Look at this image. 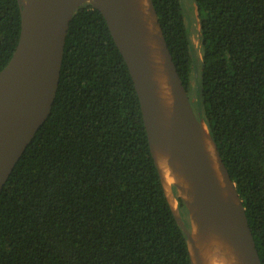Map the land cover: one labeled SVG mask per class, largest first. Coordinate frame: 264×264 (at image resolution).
<instances>
[{
    "label": "trees",
    "instance_id": "obj_1",
    "mask_svg": "<svg viewBox=\"0 0 264 264\" xmlns=\"http://www.w3.org/2000/svg\"><path fill=\"white\" fill-rule=\"evenodd\" d=\"M151 2L264 264V0H193L198 47L182 0ZM20 29L18 0H0V71ZM0 264H191L128 67L90 3L69 23L51 112L0 192Z\"/></svg>",
    "mask_w": 264,
    "mask_h": 264
},
{
    "label": "water",
    "instance_id": "obj_2",
    "mask_svg": "<svg viewBox=\"0 0 264 264\" xmlns=\"http://www.w3.org/2000/svg\"><path fill=\"white\" fill-rule=\"evenodd\" d=\"M18 3L21 18L18 44L0 71V192L15 164L51 112L59 85L69 23L79 6L90 3L104 17L128 67L150 151L169 204V196L155 160V150L166 149L182 170L183 185L172 183L169 191L176 200L174 187L177 196L183 200L189 215V228L181 218L177 205L176 209L171 204L170 207L186 236L191 264L207 263L205 254L191 236L192 220L200 229L214 227L224 232L239 264H261L245 208L210 133L217 165L232 186L219 182L208 163L201 142L204 127L207 126L192 107L151 0L149 6L155 21L156 47L146 44V33L150 26L139 0H18ZM151 51L157 52L161 58L166 79L165 99L158 97L152 78L148 63ZM180 190L187 192V196L179 194ZM201 240L205 241L203 238Z\"/></svg>",
    "mask_w": 264,
    "mask_h": 264
},
{
    "label": "bare ground",
    "instance_id": "obj_3",
    "mask_svg": "<svg viewBox=\"0 0 264 264\" xmlns=\"http://www.w3.org/2000/svg\"><path fill=\"white\" fill-rule=\"evenodd\" d=\"M139 4L143 6L144 14L147 17L148 25L150 26V29L146 33V44L148 46L150 45L152 47H156L155 21L154 18L151 17L153 15L149 6V0H139ZM148 63L152 73L153 81L157 86V95L159 98L165 99L167 96L166 79L165 75L163 74L164 72L162 69L161 58L159 54L155 51L149 52ZM208 134L209 132L207 128L204 127V135L201 142L203 147L205 148L208 163L211 167L213 175L219 182H225L229 186H232L231 183L221 173L219 165H217L214 146ZM154 156L160 169L162 181L167 191V195L169 196L171 207L173 209H176V200L173 198V196L171 197V192L169 191V189L172 183L183 185L184 176L182 174V170L172 160L169 152L166 149L159 151L155 150ZM178 193L183 196H187V192L183 193L180 190L178 191ZM191 215L193 218V213H191ZM191 236L195 240V243H197L199 248L205 254V257L207 259L206 264H239L235 251L227 242L225 234L221 230H218L214 227H206L204 229H200L194 224L192 220ZM202 238L205 239L204 242L201 240ZM210 249H212L211 254H209Z\"/></svg>",
    "mask_w": 264,
    "mask_h": 264
},
{
    "label": "rangeland",
    "instance_id": "obj_4",
    "mask_svg": "<svg viewBox=\"0 0 264 264\" xmlns=\"http://www.w3.org/2000/svg\"><path fill=\"white\" fill-rule=\"evenodd\" d=\"M184 9L188 11V15H187V19L189 21V24L192 21V25H190V29H192V39L194 44L196 45V47L199 46V40H198V29H199V24H198V17H197V11H196V7L193 3V0H182ZM191 6L193 8V15H194V21L192 20V9ZM174 193V192H173ZM175 194L176 190H175ZM177 205V202H176Z\"/></svg>",
    "mask_w": 264,
    "mask_h": 264
}]
</instances>
